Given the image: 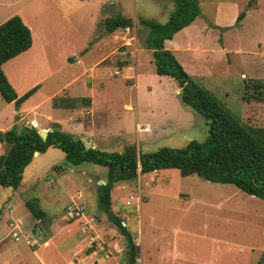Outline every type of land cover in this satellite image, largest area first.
<instances>
[{
	"label": "rangeland",
	"instance_id": "obj_1",
	"mask_svg": "<svg viewBox=\"0 0 264 264\" xmlns=\"http://www.w3.org/2000/svg\"><path fill=\"white\" fill-rule=\"evenodd\" d=\"M199 5L195 20L166 40V48L234 116L264 127V100L245 98L247 80L264 83V0H199ZM172 11L173 0H0V24L19 15L34 40L30 50L4 62L3 70L20 96L37 87L20 120L11 125L15 107L0 96V130L29 125L34 117L48 126L59 119L62 130L72 132V118H96L88 135L99 150L134 147L136 154L203 140L208 133L205 120L182 103L173 78L157 74L145 44L147 28L140 19L166 22ZM241 11L245 16L238 21ZM122 15L133 20L131 27L108 33L101 25L107 17ZM80 53L81 62L70 64L67 57ZM103 57L111 67L107 76L98 70L89 74V66ZM127 63L131 67L121 71ZM72 97L90 98L92 105L86 109L80 101L81 108L75 110L52 107V98L73 103ZM7 150L1 143L0 155ZM56 168L62 172L55 173ZM105 179V167L74 165L52 147L25 167L17 189L0 186L2 252L19 254L11 264H40L33 250L46 264H65L62 253L71 246L73 234L66 236L68 229L58 227L66 223L81 232L85 247H92L98 258L110 259L101 264H125V238L97 204V184ZM79 191L82 198L76 196ZM72 198L83 202L87 220L93 218L90 224L84 218L66 219ZM111 199L113 212L136 238L137 264H252L249 247L264 245V201L233 184L166 168L116 182ZM27 200L38 201L45 211L41 222L27 208ZM40 227L51 237L48 247L33 238L44 235ZM258 251L259 263L264 250Z\"/></svg>",
	"mask_w": 264,
	"mask_h": 264
},
{
	"label": "trees",
	"instance_id": "obj_2",
	"mask_svg": "<svg viewBox=\"0 0 264 264\" xmlns=\"http://www.w3.org/2000/svg\"><path fill=\"white\" fill-rule=\"evenodd\" d=\"M199 13V0H173V11L166 22L147 18H141L140 22L147 28L145 44L151 49L157 74L173 78L182 103L205 120L208 133L203 140L193 139L183 147L166 146L138 154L134 147L108 152L86 148L81 140H74V135L58 126L43 139L34 125L21 124L17 129L0 130V143L8 145V150L0 155V186L17 189L34 152L43 153L49 147L62 150L74 165L92 162L105 167V183L97 184L98 207L119 226L125 237V264H137L138 249L130 231L122 224L123 220L111 208V190L115 182L134 181L138 172L144 174L175 168L183 176L197 174L211 182L233 184L264 201V127L251 125L234 116L216 95L187 73L173 51L165 47V41L190 25ZM244 16L245 11H241L237 20ZM101 25L112 33L119 28L131 27L133 20L123 15L110 16ZM32 41L31 29L19 15L0 24V96L6 103L13 102L16 110L37 87L19 96L3 70V63L28 50ZM245 88V98L264 100L261 80H247ZM26 206L37 220H43L46 213L38 201L27 200Z\"/></svg>",
	"mask_w": 264,
	"mask_h": 264
},
{
	"label": "crops",
	"instance_id": "obj_3",
	"mask_svg": "<svg viewBox=\"0 0 264 264\" xmlns=\"http://www.w3.org/2000/svg\"><path fill=\"white\" fill-rule=\"evenodd\" d=\"M128 28V27H127ZM32 38H33V36H32ZM170 40V39H169ZM33 42H34V40L32 41V45H33ZM32 45H31V47L28 49V50H30L31 48H32ZM166 47V46H165ZM110 49V48H109ZM28 50H26V51H28ZM171 50V49H170ZM25 51V52H26ZM174 53V52H173ZM108 54H113V51H110L109 50V52H108ZM84 54H82V53H80V55H75L74 57H67V60H69V62H70V64H78L79 62H81V59L82 58H84V56H83ZM108 57V56H107ZM106 62H105V57H103V58H100L99 60H96L93 64H91L90 66H89V70H90V72H89V74H91L92 72H93V74H97V71L96 70H98V72L99 73H101L102 74V76H104V77H106L107 76V71H106V69H108V68H111L110 66H105L104 64H105ZM110 64V63H109ZM127 66H123V67H121V71H123V70H125V69H127V68H129V67H131L130 66V64L128 65V63L126 64ZM115 72H117V70H114V73ZM86 72H85V70L84 71H82V75H84ZM109 74V73H108ZM80 75V74H79ZM99 78H102V77H99ZM76 80V79H75ZM75 80H72V81H75ZM71 81V82H72ZM71 82H69V84L71 83ZM68 84V85H69ZM65 85H67V84H65ZM13 86V85H12ZM15 89V88H14ZM18 94V93H17ZM19 95V94H18ZM20 96V95H19ZM31 97V96H30ZM29 98V97H28ZM27 98V99H28ZM64 98H67V96H64ZM68 98H71V97H68ZM73 98V100H75L76 99V101L74 102L73 101V103H71V102H68V101H63V102H57V101H55L53 98L51 99V104H52V107L53 108H61V109H71V110H75V109H79V108H81L78 104H79V102L80 101H82V102H85V107H83V108H86V109H89L90 107H91V105H92V101H91V99L90 98H85V97H72ZM27 99L20 105V108L18 109V110H16L15 111V114L17 115L16 117H14L12 120H10L9 121V123H8V125H11L12 123L14 124V122L16 121L17 122V120L19 121L20 119H18L19 118V114H22V112H23V110H26L25 108H26V105H25V102L27 101ZM56 102V105L54 104ZM12 104H13V106H14V103L13 102H11ZM11 103H8V104H11ZM126 106V105H125ZM15 107V106H14ZM127 107H130L129 105H127ZM36 108V106H33V107H31V108H29V110L28 111H31V110H34ZM23 109V110H22ZM90 115V114H89ZM77 117V116H76ZM52 120V119H51ZM72 120L74 121V127L72 128V132H68V133H70V134H72V135H79V136H81V137H83L84 138V140L85 141H87V142H89L90 144H91V148H95V149H98L97 147H96V144L93 142V140L91 139V136H89L88 134H90L91 132H93V131H91V129H93V127L96 125V118H93V119H91L90 118V120H87V122H84L83 120H80V119H76L75 117L74 118H72ZM14 121V122H13ZM70 121V120H69ZM68 121V122H69ZM28 122H29V125H34L37 129H38V131L40 130V129H43V130H46L47 132H49V131H51V130H53L54 128H55V126H54V124L53 123H55L57 126H58V128L60 129V130H62V128H63V126H62V122H60L59 121V119H56V120H54L53 122H52V126H48V125H41L39 122H38V119L37 118H34V117H32V118H30V119H28ZM19 124H24V123H19ZM51 125V124H50ZM16 126V125H15ZM54 127V128H53ZM82 127V128H81ZM53 128V129H52ZM77 128H79V129H81V131H84V132H79L78 131V129ZM5 130H8V129H2L1 131H5ZM63 131V130H62ZM65 132V131H64ZM48 135V134H47ZM1 144V143H0ZM52 147H49L47 150H49V149H51ZM46 150V151H47ZM45 151V152H46ZM45 152H43V153H45ZM39 154H41V153H37L36 155H34L33 156V158L34 157H36V156H39ZM62 172V169L61 168H56L55 169V173H58V174H60ZM106 177H107V175H106ZM101 181H104V180H101ZM101 181L99 182V183H101ZM105 182V181H104ZM116 183V182H115ZM79 193H81L80 191L79 192H77V194H76V196L78 197V198H82L83 197V194H82V197H79L78 196V194ZM132 195H130V197H131ZM133 198V197H132ZM72 201H74L73 200V198L71 199V201H70V203L72 202ZM69 203V204H70ZM84 203H86L85 201H84ZM81 204H83V202L82 203H80L79 205H81ZM97 204H98V199H97ZM112 206V205H111ZM81 207V209H82V212H83V207L82 206H80ZM99 208V207H98ZM43 209V208H42ZM83 214H84V212H83ZM116 214V213H115ZM0 215H2L1 213H0ZM84 216H85V214H84ZM66 219L67 220H78V221H80L81 219H83V218H81V219H68L67 217H66ZM123 220V219H122ZM40 222H41V220H39ZM77 221V222H78ZM114 223V222H113ZM67 224H69V225H67ZM71 224L72 223H66V224H61V225H59V229H61V228H64V229H68V231H69V233L66 235V236H71L72 234H73V239H72V244H71V246L70 247H68V249L64 252V253H62L63 255H65L66 256V261L63 259L62 260V263H64L65 262V264H101L102 263V260H110L109 258L108 259H105V258H98L97 257V255H95L94 253H95V251H94V249L91 247V248H89V247H85V244H84V239L83 238H80V234H81V232H79L76 228H72L71 227ZM122 224L124 225V226H126V224H125V222L124 221H122ZM40 225H36V228L37 227H39ZM56 226V225H55ZM20 227V226H19ZM119 227V226H118ZM41 228V230H43V234L44 235H42V236H38V235H36V237H33L35 240L37 239V241H42V244H43V246L44 247H48L49 245H50V238H48L49 237V234L42 228V227H40ZM70 228V229H69ZM120 229V228H119ZM121 232V231H120ZM14 233H16V237L14 236ZM13 233V236L15 237V239L17 240L18 239V233H17V231L16 232H14ZM122 233V232H121ZM131 233V232H130ZM51 234V233H50ZM123 235V234H122ZM131 235H132V233H131ZM124 236V235H123ZM132 237H133V235H132ZM125 238V237H124ZM71 239V238H70ZM133 239H134V241H135V243L137 242L136 241V238H134L133 237ZM69 239H66L65 240V242L66 241H68ZM126 241V240H125ZM3 244H5L4 243V239H2V237H0V245H2V247L0 248V264H11V262H12V257H18V251L16 250V251H12L13 253H12V255L11 254H9V251L7 250V251H5V252H2V250L4 249V247H3ZM31 244H33V246H35L36 247V245H37V243L35 242V241H32L31 242ZM6 245V244H5ZM125 248H126V245H125ZM23 249H25V250H27L25 247H23ZM260 249V250H259ZM264 250V245L263 246H261V248H260V246L259 247H257V248H255V247H249V250L251 251V257H252V264H257L258 263V259H259V257H257V255H256V253H257V251L258 252H261L262 250ZM126 250V249H125ZM35 250H33V254H34V258L36 259V260H39V263L40 264H46L45 262H44V260H42L35 252L37 251H35ZM264 253V252H263ZM38 257H39V259H38ZM107 257V256H106ZM137 261H139V256L137 257ZM104 262V261H103ZM111 264H121L118 260L116 261V260H112L111 261ZM258 264H261V262H259ZM262 264H264V261H263V263Z\"/></svg>",
	"mask_w": 264,
	"mask_h": 264
},
{
	"label": "built area",
	"instance_id": "obj_4",
	"mask_svg": "<svg viewBox=\"0 0 264 264\" xmlns=\"http://www.w3.org/2000/svg\"><path fill=\"white\" fill-rule=\"evenodd\" d=\"M79 197H82V194L79 193L78 194ZM133 196H131L132 198ZM65 213H66V217L68 219H81V218H84L85 219V223L86 224H90L91 221L93 220L92 217H90L88 220H87V217L84 216L83 212H82V209L80 207L79 204H77L76 202L72 201L70 204H68V206L66 207L65 209ZM14 236L16 237V233H14ZM17 238V237H16ZM93 240V239H91Z\"/></svg>",
	"mask_w": 264,
	"mask_h": 264
},
{
	"label": "water",
	"instance_id": "obj_5",
	"mask_svg": "<svg viewBox=\"0 0 264 264\" xmlns=\"http://www.w3.org/2000/svg\"><path fill=\"white\" fill-rule=\"evenodd\" d=\"M38 132L43 139H46L47 134H48V132L46 130L40 129ZM74 140H81L84 143L86 148H91V144L89 142L85 141L84 138L79 136V135H75ZM37 153L38 152H34V155H36ZM101 183H105V182L101 181ZM263 261H264V253H263V256L261 259V264L263 263Z\"/></svg>",
	"mask_w": 264,
	"mask_h": 264
}]
</instances>
